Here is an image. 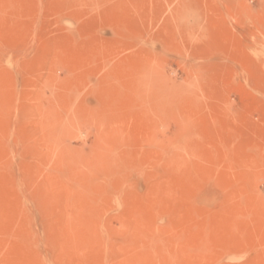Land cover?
I'll use <instances>...</instances> for the list:
<instances>
[{
  "label": "rangeland",
  "instance_id": "1",
  "mask_svg": "<svg viewBox=\"0 0 264 264\" xmlns=\"http://www.w3.org/2000/svg\"><path fill=\"white\" fill-rule=\"evenodd\" d=\"M0 264H264V0H0Z\"/></svg>",
  "mask_w": 264,
  "mask_h": 264
}]
</instances>
